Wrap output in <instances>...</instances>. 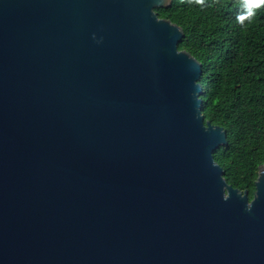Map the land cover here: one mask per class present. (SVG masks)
<instances>
[{"label": "water", "instance_id": "1", "mask_svg": "<svg viewBox=\"0 0 264 264\" xmlns=\"http://www.w3.org/2000/svg\"><path fill=\"white\" fill-rule=\"evenodd\" d=\"M170 4L0 0V264H264Z\"/></svg>", "mask_w": 264, "mask_h": 264}, {"label": "trees", "instance_id": "2", "mask_svg": "<svg viewBox=\"0 0 264 264\" xmlns=\"http://www.w3.org/2000/svg\"><path fill=\"white\" fill-rule=\"evenodd\" d=\"M154 10L182 28L178 48L200 61L204 120L227 132L213 157L226 181L251 198L264 161V6L243 24L240 0H171Z\"/></svg>", "mask_w": 264, "mask_h": 264}, {"label": "clouds", "instance_id": "3", "mask_svg": "<svg viewBox=\"0 0 264 264\" xmlns=\"http://www.w3.org/2000/svg\"><path fill=\"white\" fill-rule=\"evenodd\" d=\"M197 4H204V0H189ZM243 11L237 15V22L243 24L244 20H249L254 17L255 9L264 6V0H240Z\"/></svg>", "mask_w": 264, "mask_h": 264}]
</instances>
